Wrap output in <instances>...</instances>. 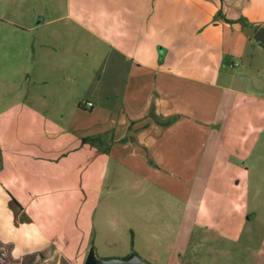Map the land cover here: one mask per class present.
<instances>
[{
	"label": "rangeland",
	"instance_id": "rangeland-1",
	"mask_svg": "<svg viewBox=\"0 0 264 264\" xmlns=\"http://www.w3.org/2000/svg\"><path fill=\"white\" fill-rule=\"evenodd\" d=\"M70 5H74V0H0V17L12 22L11 25L0 23V101L4 102L0 108L7 103L13 107L7 111L16 117L30 113L40 118L24 121L29 128L25 134L30 137L26 142H13L14 145L27 143L31 149L41 144L62 145V154H68L59 159L61 172L62 176L65 172L72 176L45 188L56 191L62 198L76 195V199L63 201L68 202V210L61 221L62 232L73 220L70 214L78 219L83 214L88 227L94 229L91 233L94 249L90 248L89 253L93 250L97 258L105 261L122 262L130 255L145 264H173L174 259H179L175 261L178 264H264V50L253 40L246 43V48L242 47L239 37L230 29L234 40L227 42L224 50L228 44L230 50L240 48L246 54L243 58L229 55L231 62L239 67L221 72L225 81L237 75L236 84L230 87L233 90L224 91V83L220 84L224 89L215 92L188 87L185 104L190 111L194 105H201L204 115L211 117L221 99L220 112L213 121L198 123L213 132L206 137L207 144L211 143L200 165L160 169L149 159L148 150L142 149L151 169L137 165L132 171L129 165L124 169L110 166L114 183L105 184L101 183L103 168L96 158V149L83 148L82 139L75 131L84 123L75 115L78 113L75 106L97 99L100 111L106 107L108 115L110 108L117 110L122 104L116 89L98 79L103 66L114 62L115 54L102 41L88 39L67 20L60 19L55 25L33 31L19 27L30 23L34 12L47 20L66 18ZM263 12L264 8H257L258 16ZM193 13L191 7L189 14ZM241 25L249 34L255 30L252 25ZM66 27L77 29L76 38L64 43L67 47L72 44L73 55L67 57L69 60L62 56L54 59L52 48L45 47L39 38ZM53 59L67 66L75 63L72 67L76 68L78 79L67 84L63 82L62 72H44ZM57 97H70V102L56 103ZM194 117L196 114L191 116ZM4 121L0 119V123ZM171 121L162 120L167 124L164 127ZM101 122V118L93 119L90 124L96 127ZM243 145L248 148L238 155L237 149ZM170 147L178 164L182 163L185 136H175ZM31 163L27 158L26 164ZM89 177L94 178L93 183L85 181ZM79 194L95 195L90 198L89 207L81 206ZM104 202L123 207L120 215L114 216L112 210L105 215L101 209ZM251 214L254 216L248 220ZM105 218L111 219L108 224L102 222ZM115 220H120L118 230Z\"/></svg>",
	"mask_w": 264,
	"mask_h": 264
},
{
	"label": "crops",
	"instance_id": "crops-1",
	"mask_svg": "<svg viewBox=\"0 0 264 264\" xmlns=\"http://www.w3.org/2000/svg\"><path fill=\"white\" fill-rule=\"evenodd\" d=\"M191 7L193 15L189 14ZM257 8H264V0H74L66 18L47 20L34 12L31 22L19 27L33 31L55 25L60 19L67 20L79 27L88 39L102 41L108 51L115 54L114 62L103 66L98 79L116 89L122 104L116 111L110 108L112 111L108 115L106 107L100 111L97 99L87 101L93 104L91 109L81 103L75 106V112H78L75 115L84 121L82 127L75 130L82 139L81 146L96 149V158L103 168L101 183L108 184L114 177L108 169L110 166L124 169L129 165L132 171L137 165L152 168L146 164L148 160L142 149L148 150L149 159L160 169L175 166L187 169L204 161V153L211 143L208 141L207 144L206 137L212 136L213 132L198 123L213 121L220 112L221 99L213 115L207 117L201 105H194L191 111L187 109V89L192 86L215 92L226 86L224 91L233 90L230 87L236 84L237 75L225 81L221 72L239 67L231 62L229 55L243 58L246 54L242 49L238 50L240 48L230 50L228 44L224 50L226 43L234 40L229 30H234L232 34H237L242 47L246 48V43L253 40L257 30L264 27V12L258 16ZM219 12L222 15L218 16ZM240 18L255 28L253 33L249 34L245 27H241L242 23L237 24ZM1 22L12 23L3 17H0ZM76 31V27H66L63 31L43 34L39 39L45 47L52 48L54 59L62 56L69 60L67 57L73 55L72 44L67 47L64 43L75 39ZM54 59L44 67V72H62L63 82L67 84L78 79L76 68L72 67L75 63L67 66L57 64ZM55 102L66 104L70 97H57ZM2 103L0 101V105ZM10 109L13 107H8L7 103L0 108V119H5L0 123V264H86L89 249H94L91 247L94 229L88 227L84 215L78 219L70 214L73 220L64 232L61 230L62 218L68 210V202L63 201L76 199V195L62 198L56 191L45 190L47 185L61 183L62 178L68 180L72 176L68 172L62 176L61 172L59 159L68 154H62V145H34L36 149H31L27 143L14 145L13 142H26L30 137L25 134L29 128L24 121L40 118L38 114L30 113L16 117L7 111ZM58 113L63 116L62 111ZM195 114L196 117L191 118ZM100 118L101 125L94 127L93 123L90 124L93 119ZM169 119L171 124L164 127L167 124L162 120ZM175 136H185V160L180 164L170 147ZM247 148L243 145L237 149V154ZM27 158L33 163L27 165ZM85 181L93 183L94 178ZM93 196L79 194L81 206L89 207ZM109 205L107 202L101 205L105 215L109 210L114 216L120 215L123 207ZM253 216L248 215L247 219ZM110 220L105 218L102 222L108 224ZM119 225L120 220H115L117 230ZM176 260L179 262L174 259L173 264H178Z\"/></svg>",
	"mask_w": 264,
	"mask_h": 264
},
{
	"label": "water",
	"instance_id": "water-1",
	"mask_svg": "<svg viewBox=\"0 0 264 264\" xmlns=\"http://www.w3.org/2000/svg\"><path fill=\"white\" fill-rule=\"evenodd\" d=\"M253 41L264 50V27H260L257 30V32L253 37ZM86 264H145V263L139 260V258L136 256H130L128 259L123 260L122 262H117L114 260H109V261L99 260L96 257L94 251L91 250L88 255Z\"/></svg>",
	"mask_w": 264,
	"mask_h": 264
},
{
	"label": "trees",
	"instance_id": "trees-1",
	"mask_svg": "<svg viewBox=\"0 0 264 264\" xmlns=\"http://www.w3.org/2000/svg\"><path fill=\"white\" fill-rule=\"evenodd\" d=\"M220 15H222L221 12H219L218 16H220ZM218 16H217V17H218ZM228 22H229V23H233L232 21H228ZM237 22L242 23V24H247V22H246V20H245L244 18H240V19H238Z\"/></svg>",
	"mask_w": 264,
	"mask_h": 264
},
{
	"label": "built area",
	"instance_id": "built-area-1",
	"mask_svg": "<svg viewBox=\"0 0 264 264\" xmlns=\"http://www.w3.org/2000/svg\"><path fill=\"white\" fill-rule=\"evenodd\" d=\"M82 105L85 106V107H88L89 109L93 108V104L90 103V102H84V103H82Z\"/></svg>",
	"mask_w": 264,
	"mask_h": 264
}]
</instances>
